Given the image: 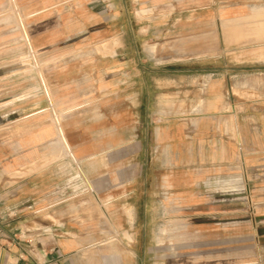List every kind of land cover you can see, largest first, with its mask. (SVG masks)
Segmentation results:
<instances>
[{"label":"rangeland","instance_id":"obj_1","mask_svg":"<svg viewBox=\"0 0 264 264\" xmlns=\"http://www.w3.org/2000/svg\"><path fill=\"white\" fill-rule=\"evenodd\" d=\"M172 1L0 0L2 258L9 247L3 240L18 233L9 219L19 215V207L34 201L16 195V183L32 176L39 209L53 208V193L67 189V198L58 193V203L73 205L75 218L84 221L85 226L76 229L89 240L85 252H106L111 243L121 251L122 264H264V191L235 193L232 208L226 207L224 195H199L203 187L199 181H194L190 194L177 195L167 177L177 163L166 152L169 148L156 141L152 126L145 130V111L151 113L150 120L177 119L194 104L191 81L197 72L188 73L182 87L177 73L174 81L166 82L161 36L145 32V9L155 7L154 12L161 13L163 4ZM232 6H243L244 14L234 19L222 16ZM177 7L217 9V25L212 26L217 27V35L212 39L222 57L199 67L202 75H219L220 71L207 67L224 65L228 100L257 97L259 86H264V64L257 63L264 61V0H180ZM121 31L128 64L122 73L113 68L106 72L103 64L113 67L116 58L99 57L114 54L113 48L123 42L117 36ZM233 31L240 34L238 39L227 37ZM138 33L143 36L135 38ZM149 47L153 58L144 53ZM137 58L145 67L139 75L134 69ZM179 89L185 93L178 95ZM117 103L131 114L134 130H93L99 114L111 117ZM67 123L70 130L65 132ZM61 131L72 143L89 140V151L100 163L81 165L83 159L73 160L72 150L59 140ZM83 170L91 174V181ZM186 170L198 176L195 167ZM93 186L100 198H111L103 205L111 223L101 213ZM126 208H132V222ZM93 241L99 242L96 248L89 247Z\"/></svg>","mask_w":264,"mask_h":264},{"label":"crops","instance_id":"obj_2","mask_svg":"<svg viewBox=\"0 0 264 264\" xmlns=\"http://www.w3.org/2000/svg\"><path fill=\"white\" fill-rule=\"evenodd\" d=\"M179 1L173 0L171 4H163L161 13H155V7H153L145 9L142 15L145 16L146 34L154 36L157 33L161 36L160 59L161 64L166 66L163 70L166 71V82L174 81L177 75L176 81L179 87H182L186 85L187 74L191 71L197 72V76H194L191 81L195 85V88L191 90V93H194L191 103L194 104L186 113H180L179 116L183 117L177 119L150 120L151 113L145 111L147 120L144 127L145 130L150 131L149 128L152 126L156 141L169 148L166 152L172 154L177 163L176 169L171 170L167 175L170 187L177 191V195L190 194L194 181H199L203 186L197 192L199 195L213 194L217 197L224 195L226 207L230 205L232 208L235 193L256 195L264 191V86H259L258 95L253 100L239 102L235 98L228 100L225 96L224 88L228 80L225 76L228 73L226 66L207 67L210 71H220V74L216 73L214 76L211 72L203 76V70L199 67L212 64L218 61L217 58L222 57L217 55V44L212 39L217 35V27L212 28V26L217 25L218 11L211 7L206 11L196 8L180 9L177 7ZM222 12H224L222 16L234 19L244 14V7L232 6ZM136 13L139 16V12ZM113 31L116 33V28ZM237 34L240 35L237 32H231V35L227 33V37L234 38ZM117 36L123 39V42L121 41L122 44L119 47L113 48L114 54L99 57V59L116 58L113 60V67L107 69L103 64L101 69L106 72L113 68L114 72L122 73L123 68L128 64L125 61L127 46L124 31ZM142 36V33H138L135 38ZM202 36L204 41L201 40ZM224 51L222 50V53ZM144 53L146 57H154L151 47ZM137 59L134 69L139 75L145 71V67L140 62V58ZM221 61L225 63L226 60L221 59ZM257 63L264 64V61L259 59ZM175 66L181 68L176 69ZM191 66H196L199 70L191 69ZM201 80H204V84ZM177 93L183 95L185 91L179 89ZM197 99H199L198 102H195ZM147 101H149L148 98ZM103 108L106 107L103 106ZM131 122V114L125 109L122 110L121 103H117L114 105L111 117L109 115L107 117L106 113L99 114L97 128L93 130L130 131L134 130L131 129L133 126ZM63 125L65 132L70 130L68 123ZM89 142V140H83L82 143H72L68 140L74 155L78 159H83L84 162L81 165L86 162L98 165L100 161L97 157L98 160H94L95 156L89 151L91 148ZM187 166L195 167L198 176L187 172ZM97 169L99 171V166ZM84 172L91 181V174ZM31 178L32 176H29L16 183V195L22 196L23 201L31 199L34 201L32 204L19 207L17 210L19 215L9 219L8 224L16 223L14 228L18 233L14 239L7 236L8 238L3 240L9 247L3 258V251L0 252V264H8L9 260L16 264H122L121 251L116 250L115 245L111 243L108 244L106 252L98 249L85 252L89 240L76 229L85 226L84 221L75 218L73 205L58 203V193L67 198V189L53 193V208H37L35 201L37 181L35 177ZM132 178L136 180L138 173L136 172ZM92 191L102 215L105 216L103 205L111 201V198L105 200L100 198L94 186ZM46 212L48 218L43 217ZM94 225L99 226L98 223ZM125 236L131 241L129 234L126 233ZM12 245L14 247H11ZM97 245L99 242L93 241L89 247L96 248Z\"/></svg>","mask_w":264,"mask_h":264},{"label":"bare ground","instance_id":"obj_3","mask_svg":"<svg viewBox=\"0 0 264 264\" xmlns=\"http://www.w3.org/2000/svg\"><path fill=\"white\" fill-rule=\"evenodd\" d=\"M141 14V13H140ZM243 18H245V17H243ZM233 33H235L234 31H233ZM239 36L240 35H235V37L234 38H239ZM25 37V39L26 40H28V35H25L24 36ZM116 41V40H115ZM118 42V41H117ZM117 42H115L116 43V45H117ZM111 51V50H110ZM60 142H61V144L64 146V148L66 149V150H70L71 151V149H70V145H69V143H68V141H67V139H66V137L62 134V131H61V133H60ZM69 155H70V157L73 159V160H76L77 159V157L74 155V153H73V151H71V152H69ZM103 209H104V214H105V216L107 217V219H108V221L110 220V217H109V215H108V213L105 211V208L103 207ZM126 212H127V214H128V217H129V219H130V222H132L133 221V214H132V209H129V208H126ZM111 221V220H110ZM161 239H159L158 241H160ZM7 263V262H6ZM8 264H14V263H12V261L11 260H9L8 261Z\"/></svg>","mask_w":264,"mask_h":264}]
</instances>
